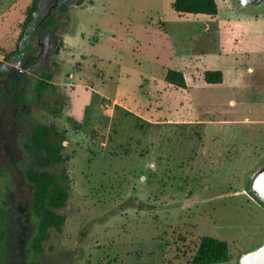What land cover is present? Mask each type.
<instances>
[{
	"label": "rangeland",
	"instance_id": "374dc122",
	"mask_svg": "<svg viewBox=\"0 0 264 264\" xmlns=\"http://www.w3.org/2000/svg\"><path fill=\"white\" fill-rule=\"evenodd\" d=\"M33 1L0 0V61ZM79 2L43 0L34 54L0 65V210L7 193L30 201L23 176L40 169L39 124L64 139L67 161L50 170H65L70 188L63 231L14 264H189L206 236L229 244L218 264H240L264 244V203L251 190L264 167V3L219 0L215 17H178L171 0ZM48 13L54 33L37 28ZM22 69L29 80L15 86ZM170 69L188 88L166 81ZM208 70L223 83H207ZM41 72L54 77L39 97Z\"/></svg>",
	"mask_w": 264,
	"mask_h": 264
},
{
	"label": "trees",
	"instance_id": "16d2710c",
	"mask_svg": "<svg viewBox=\"0 0 264 264\" xmlns=\"http://www.w3.org/2000/svg\"><path fill=\"white\" fill-rule=\"evenodd\" d=\"M42 1L34 0L27 8L26 18L21 26L18 45L15 50L5 56L3 61H0V65L7 63L9 60L23 61L24 55L35 52L30 42L31 29L36 24V16L41 9ZM83 3L84 0H80L78 5L82 6ZM172 8L179 15L190 14L215 17L219 13L218 0H172ZM57 21V17L52 13H48L37 24V28L38 30H45L47 33H54ZM55 38L60 40V45L56 50V54H59L63 40L59 37ZM53 77V73L41 72L39 74V79L34 87L39 97H42L52 87L51 81ZM205 80L209 84H221L224 80V74L221 70H208L205 72ZM166 81L178 88H188L184 73L177 69H170L167 72ZM2 90L0 86V91ZM24 100L25 96L22 98V101ZM54 133L57 137L55 141L52 139ZM32 142L42 152L40 165L43 168L41 171H30L27 174L28 179L35 188L32 204L36 229L30 244L33 256H35L44 251V242L48 240L51 229H55L58 232L63 231L66 216L58 213L55 209L66 206L70 197V188L63 183L68 178L65 170L62 171V174H55L46 170L50 166H62L67 161L62 154L64 149L62 135L53 125L39 124L34 130ZM5 228L10 232L9 223L6 224ZM230 260L229 244L226 241L206 236L201 239L197 252L189 264H218L226 263ZM29 264L41 263L31 259Z\"/></svg>",
	"mask_w": 264,
	"mask_h": 264
},
{
	"label": "flooded vegetation",
	"instance_id": "af4514ba",
	"mask_svg": "<svg viewBox=\"0 0 264 264\" xmlns=\"http://www.w3.org/2000/svg\"><path fill=\"white\" fill-rule=\"evenodd\" d=\"M32 54H34V52L24 55V60L19 61L18 63L24 64L25 62H28L29 56ZM26 73H29V71L26 69H22L20 72L16 71L15 74H18V77L14 79L15 86H17V83L20 82L24 78L26 82L29 80L26 77ZM35 85L36 84L32 85L31 87L32 91H35L34 89ZM16 94L17 95H16L15 101L17 104H25L29 100V97L25 93H16ZM24 96H25V100L22 101V98ZM33 134H34V131H33ZM40 153L42 156L41 151ZM41 156H40V159H41ZM39 165H40V160H39ZM58 166H61V165L50 166L46 170L50 171L51 173L62 174V173H56L55 171L50 170V168L55 169ZM41 170H43V168L40 165L39 170H27L23 176L24 180H26V182L28 183L30 187V201L28 204L17 203L14 200L12 194L10 193L5 194L4 205L0 210V261L2 263L4 260L6 261L8 259L10 260L8 264H14L13 258L21 254L22 252H24L23 254L25 256L24 261L27 260L28 254L33 255L30 244H31V240H32L33 234L36 229V226L34 223V212H33V204H32L35 188L33 187V184L31 183V181L28 179L27 174L30 171H41ZM2 173H3V169L0 168V175ZM63 183L66 185L67 184L66 180H64ZM60 209H55V210L58 212V210ZM8 223L10 227V232L8 229L5 228L6 224Z\"/></svg>",
	"mask_w": 264,
	"mask_h": 264
},
{
	"label": "water",
	"instance_id": "95a60500",
	"mask_svg": "<svg viewBox=\"0 0 264 264\" xmlns=\"http://www.w3.org/2000/svg\"><path fill=\"white\" fill-rule=\"evenodd\" d=\"M242 7H259L264 0H237ZM252 192L264 203V167L254 176L251 183ZM240 264H264V244L250 253L244 255Z\"/></svg>",
	"mask_w": 264,
	"mask_h": 264
},
{
	"label": "crops",
	"instance_id": "0c3cea01",
	"mask_svg": "<svg viewBox=\"0 0 264 264\" xmlns=\"http://www.w3.org/2000/svg\"><path fill=\"white\" fill-rule=\"evenodd\" d=\"M219 1V0H218ZM171 3H172V0H171ZM178 14V13H177ZM185 15H190V14H185ZM183 15H179L178 14V17H182ZM207 16V15H206ZM224 74V73H223Z\"/></svg>",
	"mask_w": 264,
	"mask_h": 264
}]
</instances>
